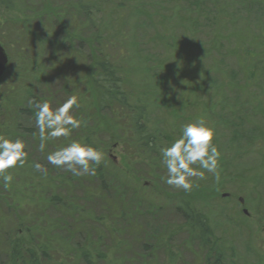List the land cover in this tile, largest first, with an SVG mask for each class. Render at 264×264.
<instances>
[{
	"label": "rangeland",
	"instance_id": "374dc122",
	"mask_svg": "<svg viewBox=\"0 0 264 264\" xmlns=\"http://www.w3.org/2000/svg\"><path fill=\"white\" fill-rule=\"evenodd\" d=\"M151 1L154 0H145L147 4ZM46 5L52 13L44 11ZM70 5H77V0H0V42L9 57L8 70L0 84V134L21 139L28 153L23 167L7 170L13 176L10 186L5 187L0 178V217L8 218L0 234L4 235L16 221L33 225L36 237L51 236V252L57 260L53 264H84L75 256L74 249L77 242L85 239L106 253V258L98 259L101 264H208L207 249L200 245L196 233L188 231L176 208L183 201L206 216L213 239L228 263L264 264L263 59L259 58L258 62L263 73L262 77L259 71L261 81L250 84L245 91L203 88L223 83L225 72L230 80L238 82L248 77L253 69L245 67L244 70L242 64H237V57L241 58L238 52L241 37L234 29L237 21L248 16L249 31L258 30L263 8L253 3L247 10L242 7L235 12L238 18L234 23L221 25L207 19L200 25L201 31L197 34L200 47L202 44H206V48L213 46V41L208 42L206 38L208 32L217 29L222 32V40L215 49L216 59H223L219 65L222 74L211 67L210 78L214 74L218 80L214 79L213 83L206 78L203 87L183 89L191 90L195 97L186 107L181 103L183 90L175 89V83L160 74V69L169 61L166 62L164 46L155 38L160 31L159 18L140 17L128 0L125 5L130 11L124 23L116 21L115 28L103 32L105 38L97 39L94 33L106 17L99 13L96 23L90 24L78 8L71 11ZM160 7L166 8L167 3ZM148 11L150 13V6ZM67 22L73 24L75 30L71 27L70 30L80 37L71 46L74 51L60 42L62 31L57 30V26L66 27ZM237 25L240 27L242 23L237 22ZM186 26L180 23L176 28L183 32ZM194 26L198 27L199 23ZM242 30L244 32V28ZM182 34L179 39L186 46L187 38ZM89 37L94 51L86 42ZM97 48L112 54L116 65L128 75L129 86L136 96L146 91L164 100L163 104L159 103L160 109H151L155 128L166 126L165 133L178 134L185 123L199 117H204L215 128L214 143L221 152L219 181L205 173V179L194 180L191 191L173 188L164 182L167 170L159 152L150 154L137 149L132 132L127 128L116 137L126 142L114 140L113 133L100 124L103 115L111 118L113 111L102 112L95 107L96 90L90 88L84 70L92 53L97 56ZM233 51L239 55H233ZM242 61L240 59V63ZM32 63L36 64L35 72L31 69ZM206 92L213 95L221 92L225 97V103L221 104L235 106V112L221 108L220 103L217 108L209 104ZM71 96L78 97L79 101V107L74 106L71 114L82 121L89 115L86 125L73 129L67 138L48 141L41 151L39 131L30 110L34 111L36 100H48L56 107ZM207 104L210 111L206 110ZM177 108H182L178 117ZM167 124L172 128L167 129ZM87 133L104 154L105 188H101L95 175L75 176L47 161L50 152L72 140L86 142ZM174 138L165 137L162 147L168 146ZM34 163L42 165L43 170H36ZM45 176L53 178L43 179ZM59 177L70 182L61 183ZM54 223L50 231L48 228Z\"/></svg>",
	"mask_w": 264,
	"mask_h": 264
},
{
	"label": "trees",
	"instance_id": "16d2710c",
	"mask_svg": "<svg viewBox=\"0 0 264 264\" xmlns=\"http://www.w3.org/2000/svg\"><path fill=\"white\" fill-rule=\"evenodd\" d=\"M126 1L128 0H77V5L74 7L79 9L80 13L85 16L86 21L90 24L95 22V18L99 13H101L103 17H106L105 21L103 20L98 25L97 31L94 33L97 39H99V37L103 39V32L115 28L117 24L116 21L121 25L124 23V19L127 18L130 11L125 5ZM258 1L259 0H154L151 1L150 4H147L145 0H129V6L135 13H139L140 17L141 15H149L154 20L159 18L157 28L160 31L157 33L158 35H155V38L158 39L157 41L160 43L161 47L164 46L166 62H170H168V64L166 63L165 68L162 67V69H160V74H162L163 78L168 80V82L172 80L175 83V89L187 90L203 87L206 78L208 81L213 80V83L214 79L218 80L214 74L212 75V79L210 78L212 72L211 67L216 73H221L219 65L220 61L223 59H216L218 54H216L217 51H215V49L222 40V32L218 29L208 32L206 38L209 40L208 42L212 40L214 44L213 46L209 45L208 48H206V44H202L203 47H205L203 48L202 46L200 47V44H197V34L199 35L201 31L199 28L200 25L206 23L205 21L207 19H211L212 21L216 20L221 25H226L230 21L234 23L238 18V14L235 15V12H238L242 7L247 10L250 4L257 3L258 6L263 8L262 13L259 14L262 16L259 29L256 31H249L248 16H246V19H239L240 21L237 22H241L242 25L238 27L236 22L234 29L235 34L241 37L238 46V52H241V58H239V56L237 57V64L238 62L242 64L244 70L246 68L247 70H253L243 82H238L233 79L230 80V75L227 76L225 72L226 77L223 76V83L216 87H211V84H209L208 87H203L204 89H242L241 91H245L250 84L254 82L257 84L258 81H261L259 76L260 73L263 77L262 69L260 71L258 62L259 58L260 60L263 59L261 66L264 68V0L261 2ZM165 3H167L166 8L160 7ZM149 6L150 13L148 11ZM74 7L70 5V10H76ZM44 11L52 13V9L48 7V5L44 7ZM109 18L110 21L108 22L107 20ZM197 22L199 23L198 27L194 26ZM67 23L66 27H62L61 25L57 26V30L62 31L60 42L68 44L69 49L74 51L71 46H74V40L80 37L77 36L76 32L70 30V27L75 30L73 24ZM180 23L187 24L183 32L176 28L177 24ZM242 28H244V32H242ZM180 34L187 38V44L185 42L186 46L184 45L185 47L182 42H180ZM91 40V37H89V40L87 39V41H85L90 44L89 41ZM80 42L82 44L83 40H80ZM89 49H92L91 44L89 45ZM92 50L94 51V49ZM96 51L98 52L97 56L92 53L93 56L90 61L87 59V65L84 66V70L86 71L90 88L96 90L95 107L102 110V112L104 110L113 111L111 118L103 115L100 124L113 133L115 141H119L120 143L126 142L125 139H117L116 137H119L117 135L118 132H125L124 129L127 128L126 130L129 129L132 132V136L134 137L133 142L136 144L137 149L143 150L144 152L146 151L150 154L158 153L159 148L162 147V140L165 137L174 138V134L177 136L180 134H177L175 131H171L170 133L166 131V134L164 131L166 126H163V129L157 126L156 128L154 127L156 124L151 120V109H160L159 103L163 104L164 100H161L162 98L159 95H148L146 91H142L136 96L129 86L128 75L124 73L121 67L116 65L112 54L106 53V50L102 48H97ZM119 52H122V50H119ZM232 53L233 55H239L234 51ZM229 54L230 53H228V55ZM240 59H243L241 63ZM206 60L209 61V64ZM255 62L257 63L255 64ZM84 67L82 66V68ZM31 69L33 72L37 70L35 63H32ZM206 75L207 77H205ZM200 80H203V82L201 83ZM197 84L199 85L197 86ZM161 88L162 86L159 87V89ZM184 90L181 94L183 100L181 103L187 107V103L191 102L192 99L195 100V97L194 92L191 90ZM205 94L208 97L209 104L213 103V106H216V108L218 107V103H225V97L220 95L221 92L216 93V95H213V92L211 94L206 92ZM205 107H207V111L211 110L208 104L205 105ZM220 107L231 110L230 112L232 113L236 110L235 106L230 104H221ZM180 110H182V108L176 109L177 117ZM30 112L33 113V110H30ZM88 116L89 115H86L87 118ZM86 117L83 120L82 127L86 125ZM167 125V129L172 128L171 125ZM87 135L86 142L98 147L91 141L89 133H87ZM33 178H35V176H33ZM51 178L53 177H43V179ZM59 178L61 179V183L64 181L70 182V179L63 180L62 177ZM95 178L100 182L101 188H105L107 183L103 161L97 168ZM39 179L41 181L43 180L41 177ZM54 199L56 200L57 198L55 197ZM176 208L182 214L188 231L196 233L200 245L207 249L208 264H231L226 261L225 254L219 247L218 242L213 239L214 234L206 216L198 213L188 202L182 201L178 203ZM6 217H0V233L4 228L5 222L8 221ZM11 224V228H8V230L4 232V235L0 234L2 238H0V264H53L57 262L51 252L53 248L52 240L50 239L51 236L47 235L43 238L40 236V238H38L33 233L35 229L33 225H22L18 223V221H16L15 224ZM54 225H56V223L48 229L53 230ZM19 233L22 235H19ZM23 235H25V237ZM54 242L56 243V240H54ZM74 252L75 256L84 264H101L98 259L106 258V253L97 250L95 244L90 243L86 239L84 242L80 241L75 244Z\"/></svg>",
	"mask_w": 264,
	"mask_h": 264
},
{
	"label": "clouds",
	"instance_id": "9594fccd",
	"mask_svg": "<svg viewBox=\"0 0 264 264\" xmlns=\"http://www.w3.org/2000/svg\"><path fill=\"white\" fill-rule=\"evenodd\" d=\"M74 106L79 107L76 96H71L56 107L48 100L34 103L33 114L39 131L41 151L48 141L67 138L73 129L81 127L83 121L71 114ZM214 137L215 128L204 117L185 123L180 134L168 146L159 148L161 162L167 170L164 182L188 192L195 186L194 180L205 179V173L212 174L219 181L221 152L214 143ZM27 156L21 139L0 134V178L5 187L13 181V176L7 170L23 167ZM103 158L104 154L99 147L79 140H72L47 155L49 164L64 168L75 176L96 175ZM33 167L38 171L43 170L39 163H34Z\"/></svg>",
	"mask_w": 264,
	"mask_h": 264
},
{
	"label": "water",
	"instance_id": "95a60500",
	"mask_svg": "<svg viewBox=\"0 0 264 264\" xmlns=\"http://www.w3.org/2000/svg\"><path fill=\"white\" fill-rule=\"evenodd\" d=\"M9 65V57L5 48L0 43V84ZM225 196V195H224ZM246 212V210H245Z\"/></svg>",
	"mask_w": 264,
	"mask_h": 264
},
{
	"label": "flooded vegetation",
	"instance_id": "af4514ba",
	"mask_svg": "<svg viewBox=\"0 0 264 264\" xmlns=\"http://www.w3.org/2000/svg\"><path fill=\"white\" fill-rule=\"evenodd\" d=\"M224 195L227 196V194H224ZM224 195H223V196H224Z\"/></svg>",
	"mask_w": 264,
	"mask_h": 264
}]
</instances>
